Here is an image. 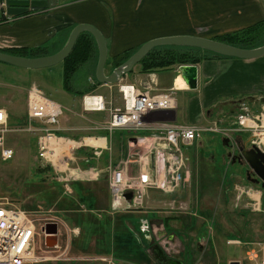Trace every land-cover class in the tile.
<instances>
[{"label": "rangeland", "instance_id": "obj_1", "mask_svg": "<svg viewBox=\"0 0 264 264\" xmlns=\"http://www.w3.org/2000/svg\"><path fill=\"white\" fill-rule=\"evenodd\" d=\"M64 1L63 4H68L70 21L83 19L99 25L114 23L119 26L117 35L120 40L115 48H112L109 38H106L108 43L106 73L113 69L115 58L118 59L127 52L136 51L142 43L151 38L167 36L162 34L166 33L164 28L172 27L171 24L178 23L181 28L189 26L194 28L192 23H197L198 26L195 28L198 29L171 33L170 35L194 34L215 39L223 35L241 34L245 30L251 31L252 27L264 23V18L260 19L256 16V19L258 18L255 19L256 21L251 20L239 30L221 31L217 23L233 16L210 14V9L207 10L206 6L201 4L203 0H194L196 7L189 5L190 0H166V7H163V0ZM173 11H175L174 14L178 13L177 21L170 20V16L173 14L164 15ZM213 20L214 22H212ZM89 21L84 22L90 23ZM189 23L191 24L189 25ZM74 24L77 23H72L71 29ZM90 24L93 25V23ZM260 37L256 41L264 38V25ZM165 45L175 47L176 50H184L177 45ZM167 46L161 45L153 49L156 51ZM55 50L52 49L49 52ZM193 51L203 53L205 50L195 49ZM206 52L208 53L207 50ZM96 55V52L92 55L94 59ZM88 64L89 62L83 63L71 74L72 90L68 91L62 86L61 62L46 68L30 69L31 76L28 77L21 74L22 71H25L22 68L0 61V107L7 109L8 120L13 122L10 125L19 129L18 127H23L26 124L27 108L24 111L23 105L31 85L35 84L46 96L62 106V119L72 116L69 124L81 125L77 122L80 113L88 116L91 121H104L109 116L108 111H83L81 103L85 94L102 92L107 100L112 101L113 105L120 106L123 102L120 86L131 82L137 84L134 73L140 74L138 78L146 74L141 71L139 62L133 66L124 80L119 79L116 83L108 84L113 86L112 92L107 86H102L98 92L76 94L77 91H85V89L88 90L99 85L95 78L90 81L91 74H89ZM177 67L178 65L175 64L154 72L158 76L170 77L169 81H172V69L177 70ZM182 93L187 95L188 92H177V96ZM259 96L264 97V95ZM68 108H72V113H69ZM256 110L259 109L256 108ZM177 114L179 122H184L189 116V113L183 109L179 110ZM219 115L218 110L215 116ZM37 123L36 120H31L32 125ZM85 125H89L85 127L87 130L91 126V122H87ZM78 130L77 128L67 129L65 134L70 136L68 138L83 134ZM242 135L246 136L247 134L242 133ZM222 138L223 136L219 133L203 131L200 140L184 149V153L188 157L187 174L184 173L186 178H183L175 191L165 192L156 188L155 190H146L143 203L139 206L113 210L110 203V207H106V210H101V207L98 206L96 207L98 211L94 210V212L85 209L75 196L76 201L72 199L66 200L64 203V196L74 194L67 193L68 190L64 187L65 182L58 179V172L51 165L49 166L53 170H42L48 164L38 157L36 135L24 130L7 132L4 135L5 144L13 149L14 154L9 160H2L0 156V196L7 197L14 205L23 208L31 217L36 218L35 222L38 228L48 219H55L52 222L58 223L59 235L56 244L59 246L54 247L55 244L48 248H54L53 255L62 254L61 258L34 264L109 263L113 260L111 257L110 259L105 255H100L102 251H106L104 250V233L88 232L85 225L82 224L90 217L99 222L109 215L116 219L119 214L133 215L131 221L133 229L130 227L131 236L139 248L135 252V254L138 252L137 255L128 256L131 258L132 264H157L150 251L152 243L163 244L170 254L176 255L184 264H226L228 258H248L245 251L249 249L253 250L256 256L248 258L250 262L247 259L244 260V263L264 264V194L260 193L264 190L260 189L257 184L247 181L240 166L237 163H231L226 153L233 149L232 144L229 142L228 146H224ZM241 141L245 143L244 139ZM146 148V145H136L130 147V151L124 149L123 152H127V157L125 156L126 159L123 158L118 165L122 167L123 163L128 161L127 158L132 157L130 156L132 153L143 152ZM64 153H66L65 149ZM134 156V159H138L137 155ZM57 158L62 159L63 155ZM74 165L75 162L72 165L69 164V166ZM77 165L83 166L82 160L77 162ZM123 170L122 174L125 177L132 176V174L126 173L124 166ZM163 174L157 172V167L151 171L152 179L160 178ZM59 182L62 184H58ZM107 187L110 192L109 186ZM127 193L131 192L126 190L125 194ZM257 199L260 203H255ZM138 210L147 211L140 214L137 212ZM192 218L196 222H192ZM76 225L81 227L77 235L72 232V228ZM85 232L91 235H87ZM168 235H172V239H167ZM83 236L86 240L83 239ZM227 237L237 243H226ZM38 243L37 250H43V245L40 246L41 241ZM112 243L114 245L113 241ZM197 243L200 244L201 249L197 248ZM67 246L68 251L63 254ZM112 250H114V246H112ZM139 251L145 253L142 260H140L141 253ZM114 253L117 257L125 259L120 255L121 251H114ZM127 262L129 263V261ZM113 263L119 264L120 261L115 259Z\"/></svg>", "mask_w": 264, "mask_h": 264}, {"label": "crops", "instance_id": "obj_2", "mask_svg": "<svg viewBox=\"0 0 264 264\" xmlns=\"http://www.w3.org/2000/svg\"><path fill=\"white\" fill-rule=\"evenodd\" d=\"M64 0H0V50L6 49H15V48H36V47H47L48 53L52 49L58 50L60 47L63 46L65 43L68 34L70 32V25L72 23H86L84 21L89 20H69V14L67 10L68 4H63ZM202 5L206 6V9H210V14L214 13V16H222L225 17L233 16L230 18H226L225 20H220L217 25L220 27L222 31H229V30H239L242 28L246 23L250 22L251 20H255L256 16L258 18H264V0H203L201 3ZM189 5H195L194 0L189 1ZM166 0H163V7H166ZM175 7V5H173ZM233 12H230V11ZM175 11L172 13H167L164 15H172L170 16V20L177 21L178 20V13L174 14ZM257 18V19H258ZM256 19V20H257ZM255 20V21H256ZM93 23L95 27H97L104 35L105 39L109 38V43L111 44L112 48L117 46V42L120 40L117 35V29L119 28L116 24H96L95 22L89 21ZM214 22V20L212 21ZM224 22V23H222ZM177 24V26H175ZM191 23H189L190 25ZM75 25V24H74ZM193 26L197 27V23H192ZM226 27H222V26ZM172 27L164 28L165 34L162 35H170L171 33H177L182 31H193L197 30L198 28L188 27V28H181L180 24L175 23L171 24ZM73 27V26H72ZM107 42V39H106ZM108 47V43H107ZM175 48V47H172ZM55 50V51H56ZM54 52V51H53ZM195 55H204L202 56L199 61L195 62L197 66V86L195 89H188L185 83V86H178L176 90V97L175 103L176 106L174 109L169 111H163L171 113V120L169 122H174L177 124H195L199 126H208L217 124H223L226 126L232 125L233 119L238 111L239 102H244L251 110H256V108L260 109L264 106V97L259 95H264V55L255 57V58H236V57H220L214 56L212 53H193ZM89 74L90 81L93 76H95V66L97 59H94V56L90 57L89 60ZM25 71H22L21 74L30 77L29 70L22 68ZM173 70V77L172 81H169L170 77H162L158 76L155 72H149L144 74V76L138 78L137 73H134V79L136 83H126V84H134L137 87L142 86V82L148 81L151 82L154 88L158 90H166L173 85L177 86L176 82L178 78H182L178 75V71L175 68ZM129 73L122 76L120 80H124ZM137 79H139L137 81ZM183 80V79H182ZM183 82H185L183 80ZM33 84V83H32ZM102 86H107L109 91H113V86L108 84H99L96 85L93 89V92H98ZM30 87V86H29ZM159 87V88H158ZM92 92V91H91ZM177 92H188L182 93V95L177 96ZM98 94L105 95L102 92ZM258 97V98H257ZM111 101V100H109ZM112 102V101H111ZM27 98L24 101V111L27 108ZM123 105V102L120 106ZM118 106V105H115ZM82 107V103H81ZM3 108V107H0ZM5 111H7L6 108ZM185 110L189 113V116L185 119L184 122H179L177 112L179 110ZM83 110V108H82ZM219 110V116L216 117ZM69 113H72V108H68ZM85 111V110H83ZM229 111V113H228ZM87 112V111H86ZM67 115V114H65ZM216 117V118H215ZM60 118V125L67 129H79L78 131L82 132L79 136H71L73 139H81L84 137L85 139L88 138L89 135L95 133V138H93L94 143H87L86 145H96L92 147L83 146L89 149V154L87 156H82L78 154L79 147L73 152V158L69 160V164L72 165L75 162V167L69 168L68 172L64 171L59 173V176L63 179H68V186L71 188V193L74 195H67L64 196L63 201L66 203V200H72L74 196L78 200L79 203L82 204L85 209L90 207V204L93 209H88L90 211H98L96 207H101V210H106V207H110L111 203V196L108 190V185L106 181V167L108 165H118L122 159H126L127 152H123L124 149L129 150L130 147L136 146V134L134 132L127 131L125 129H116L113 133L108 134L104 131L98 130L93 131L90 130L91 127L99 124L101 121H91L88 116H84L81 113L78 114L77 122L81 125H74L69 124L72 120V116L68 119ZM155 121V120H154ZM87 122H91V126L85 129V127L89 125H85ZM66 133V132H65ZM141 134L150 133V131H139ZM243 132L236 133V141L245 140L249 136L242 135ZM70 137V136H68ZM200 140L199 138L196 139ZM196 141H194L191 145H184L183 150L187 149L188 147L192 146ZM134 143V145H133ZM201 144V141H199ZM99 148L101 154L98 157H95L92 154V151L95 148ZM64 149L67 153V147H63L62 154H64ZM130 151V150H129ZM138 152V151H136ZM135 153H132L130 156L131 158H127V162L123 163L126 173L137 175L141 172L140 166L136 159H134ZM186 160H185V168L183 171V178L184 173L187 174V154L184 153ZM91 157L90 161L93 164L87 166L85 161L86 157ZM83 157V159H82ZM134 159V160H133ZM82 160L83 166L79 167L77 162ZM117 160V161H116ZM64 161V160H60ZM77 161V162H76ZM86 162V163H85ZM122 163V162H121ZM122 166V167H123ZM154 165L150 164L149 172L151 173L152 167ZM93 168V177L92 178H83L82 172H80V176L77 177L74 173L77 171V168ZM52 169V168H51ZM53 170V169H52ZM82 178V179H81ZM62 184V182L58 183ZM87 184V185H86ZM149 190H155L149 189ZM159 190V189H158ZM66 193V192H65ZM68 193V192H67ZM82 197H85V200H81ZM76 201V200H75ZM94 211V212H95ZM147 210H138L140 214H144ZM132 215V214H131ZM133 216V215H132ZM106 219H111L112 226L110 227L109 233H112L113 236L115 234L114 224H115V217L114 216H107ZM131 219V220H130ZM133 217H130L126 224L128 227L133 226L131 221ZM106 229H103L104 240L108 239V232L109 231V223L104 221ZM76 227V226H74ZM79 227V226H77ZM59 229V227H58ZM81 229H79L80 231ZM96 234V231L93 233ZM59 235V231H58ZM83 239L84 236H83ZM167 239H172V235H168ZM226 243L232 244L235 243L226 238ZM86 240V239H85ZM238 240V239H237ZM240 241V240H239ZM247 244V242H244ZM80 247V246H79ZM84 250V248H83ZM105 250V249H104ZM85 252V251H83ZM108 252V253H107ZM110 256H109V255ZM248 258H254L255 252L251 249L245 251V255ZM101 256L105 255L106 257H111L113 260L106 264H114L113 261L119 260V264H132V260L125 258H119L115 255L112 249L106 250L101 252ZM85 256V255H83ZM110 258V259H111ZM248 258L237 259L240 263H244V260H248ZM233 259V258H232ZM231 258L227 259V262L232 260ZM129 261V263L127 262ZM250 262V260H248ZM250 264V263H248Z\"/></svg>", "mask_w": 264, "mask_h": 264}, {"label": "built area", "instance_id": "obj_3", "mask_svg": "<svg viewBox=\"0 0 264 264\" xmlns=\"http://www.w3.org/2000/svg\"><path fill=\"white\" fill-rule=\"evenodd\" d=\"M176 90L175 85L166 90H158L148 81L142 82L141 88L134 84H124L120 86L122 106L113 105L111 101L100 94H85L83 96V110L108 111L109 113L108 119L91 127L90 130H101L111 134L116 129H125L136 134V145L147 146L145 151L137 153L136 161L141 164L139 174L125 177L122 174L124 172L122 168L112 165L106 167V179L111 193V208L113 210L141 205L146 190L152 188L165 192L175 191L183 180L186 160L183 146L191 145L200 138L203 131L219 133L223 137H227L233 144L236 143V133H249L251 135L250 143L264 149V141L261 139L264 136V106L254 111L246 103L239 102L238 111L232 125L229 126L217 123L199 126L156 120L152 123L140 122L139 113L146 110L160 112L174 109ZM62 115L63 109L58 102L46 96L35 84L31 85L27 93V122L23 127H18L19 129L12 127L8 123L5 109L0 108L1 159L9 160L13 157V149L5 144L4 135L17 130H24L36 135L37 151L40 158L47 157L52 164L57 165L54 159L63 147H67V153H64L63 157L73 158V152L76 149L88 145H86L84 137L73 139L68 138L67 135L58 134V132L67 130L60 125ZM31 120H36L38 123L32 125ZM145 130L150 133H147L148 135L139 133V131ZM94 134L89 135L88 138H95ZM92 154L98 157L101 152L96 147ZM89 159L86 157L85 161ZM150 164L154 165L151 166L152 169L157 167V172L164 173L162 177L152 179L149 172ZM67 169L69 168L67 167ZM89 169L93 168L89 167ZM120 174L123 175L122 179H119ZM58 179L64 182L68 181V179ZM64 185L67 192H70L71 188L66 183ZM126 190L132 193L130 198L125 197ZM257 200L255 203H260L259 199ZM54 220L48 219L47 222ZM35 221L36 218L31 217L26 210L14 205L7 197L0 196V261H6L7 264H34L53 258L49 255L45 233L41 230V227L47 222L38 228ZM72 232L77 235L79 227L72 228ZM39 241H41L40 246L44 247L40 251L37 250ZM60 257L61 254L55 256V258Z\"/></svg>", "mask_w": 264, "mask_h": 264}, {"label": "water", "instance_id": "obj_4", "mask_svg": "<svg viewBox=\"0 0 264 264\" xmlns=\"http://www.w3.org/2000/svg\"><path fill=\"white\" fill-rule=\"evenodd\" d=\"M89 32L95 40L97 47V63L95 67V78L99 83L112 84L126 73L130 72L135 64L143 58L152 48L165 44L177 46L197 47L211 51L223 56L236 58H255L264 55V44L253 47H238L220 40L208 38L194 34H176L151 38L142 43L136 51H134L125 61L114 67L110 72L106 73L105 63L108 55V47L103 33L90 23H77L70 30L68 37L63 46L54 53L41 56H22L0 51V61L25 69H41L60 63L71 52L73 45L82 32ZM177 71L185 81L188 89H195L197 86V66L196 64H179ZM224 146H228L229 139H222ZM232 150L237 149V154L233 155L230 150L226 153L227 157H231L232 162L237 161L247 166L259 179L262 180L261 186L264 188V150H260L256 145L246 140L242 145L239 143H231ZM257 179V181H259ZM127 198L132 193L125 194ZM41 230L45 233V240L48 246L56 243L57 223L47 222ZM200 248V247H199ZM153 258L159 264H184L182 260L168 257L156 243L152 246ZM229 264H239L238 260H231Z\"/></svg>", "mask_w": 264, "mask_h": 264}, {"label": "trees", "instance_id": "obj_5", "mask_svg": "<svg viewBox=\"0 0 264 264\" xmlns=\"http://www.w3.org/2000/svg\"><path fill=\"white\" fill-rule=\"evenodd\" d=\"M263 25H264V23L263 24L260 23V24H257L256 27H252L251 31L245 30V31L241 32V34L237 33V34L223 35L222 37H220V38L218 37L215 39L229 43V44H232V45H235V46H238V47H243V48L257 47V46L264 44V38L259 41V39L261 38L260 35H261L262 30H263ZM255 28H257V29L254 31ZM257 38H259L258 41H256ZM164 46H167V45H164ZM180 48H184V50H182V51L176 50L175 48L168 47V46L164 47L163 49H157L156 51H155V49L152 48L139 61L141 63V71L145 72V73H149V72L157 71L159 69H166V68L172 67L175 64H177V65L178 64H187V63L194 64L195 62H197L201 58H203L202 56H204V55L193 54V53H195V51H193V50H195V49L201 50V48L190 47V46L189 47L188 46H180ZM202 50H205V49H202ZM0 51H4V52L11 53V54H16V55H22V56H41V55L51 54V53H48L47 47H36V48H30V49L15 48V49H6V50H0ZM56 51H54V52H56ZM54 52H52V53H54ZM95 52L98 55L95 40L92 37V35L86 31L80 33L78 35L69 55L61 61L62 77H63L62 86L66 90H68V91L72 90L71 89L72 85H70L71 74L74 73V71H76L78 69V67H80V65H82L87 60H89L90 57H92V55ZM133 52H127L124 55H122L121 57H119L118 59L115 58L112 67L114 68V67L118 66L119 64H121ZM203 53H207L206 50ZM208 53H212L214 56L229 57V56H223L220 54H216V53H213L211 51H208ZM97 55H96V58H97ZM94 78H95V76H94ZM96 83L100 84V85L102 84V83H99L97 80H96ZM94 88L95 87L88 89V90L85 89V91H77L76 94L79 93V94L83 95L87 92L93 91ZM8 123L11 124L13 122L11 120H8ZM16 124H18V123H16ZM58 134L66 135L65 132H58ZM77 151H78V154L82 155V156H84V155L87 156L89 154V149L85 148V147H81ZM89 158H91V157H89ZM90 164H92L90 161H88L86 163L87 166H90ZM45 169L49 170V169H51V167L49 165H46V167H43L42 170H45ZM58 176H59V173H58ZM59 178H61V177L59 176ZM81 200L84 201L85 197H82ZM93 208L94 207H92L91 204H90V207H88V209H93ZM130 217H132L131 214H129V215L128 214H119L116 216L115 224H114V229H115L114 236L112 233H109V232H111L110 227L112 226V221H111V219H109V220L106 219V217L103 219V221L101 220L99 222L94 221L90 217V219L87 218L83 222L82 225H85L86 230L88 232L94 233L95 231H98V232L104 233L103 229H106L104 221L106 220L107 224L109 223V231H107L108 232L107 241L104 240V244H105L104 249L110 250V249H112V246H114V250H112V251H115V252L121 251L120 255L123 258H128V256L134 255L136 252V249L139 248V246L136 244L133 237L131 236V233H132L131 228L128 227L126 224V221ZM76 226H78V225H76ZM79 229H81L80 226H79ZM85 234H87V233L85 232ZM87 235H91V234H87ZM112 241L114 242V245H113ZM140 253H141L142 257L140 255H139V257H140V260H142L145 257V253H142V252H140ZM137 254H138V252L135 255H137ZM128 259H131V258H128Z\"/></svg>", "mask_w": 264, "mask_h": 264}, {"label": "bare ground", "instance_id": "obj_6", "mask_svg": "<svg viewBox=\"0 0 264 264\" xmlns=\"http://www.w3.org/2000/svg\"><path fill=\"white\" fill-rule=\"evenodd\" d=\"M176 84H177V86L176 87H178V86H185V82H183V80H182V78H178L177 79V82H176ZM87 102H88V100H87ZM83 108V107H82ZM139 115H140V122H149V123H152L154 120H156V121H169V120H171V113H169V112H165V113H163V111H160V112H154L153 110H146V111H144V112H141V113H139ZM139 117V116H138ZM193 125H195V124H193ZM246 134H248V136H249V142H250V139H251V135L249 134V133H246ZM261 139H262V141H264V136H262L261 137ZM86 140V142L87 143H94L95 144V142H93V140L92 139H90V138H86L85 139ZM248 140V139H247ZM258 147V146H257ZM259 148V147H258ZM260 149V148H259ZM260 150H264V149H260ZM63 154H62V150H59V155L57 156V157H59V156H62ZM39 157V156H38ZM55 158L54 160L57 162V165H54V164H52L51 163V161L46 157V158H40V159H42V160H45L46 162H47V164L48 165H51L53 168H54V170L56 171V172H58V173H61V172H64V171H69L68 169H67V167L68 168H73V167H75V166H73V167H70L69 166V160H71V159H66L65 157H63L62 159H58V158ZM60 160H64V161H60ZM66 163V164H65ZM139 164V166H140V163H138ZM113 167H120L119 165H112ZM120 168H122L123 169V167H120ZM80 172H82V177L83 178H92L93 177V174H92V172H93V169L92 170H90L89 168H77V171L74 173L77 177H79L80 176ZM94 173V172H93ZM132 176H135V175H132ZM123 178V175L122 174H120V176H119V179H122ZM82 179V178H81ZM118 179V180H119ZM67 185H68V182H65ZM64 187H65V185H64ZM70 187V186H69ZM57 223V222H56ZM58 231H59V229H58V223H57V233H56V243L58 242ZM55 243V244H56ZM38 246H39V243H38V245H37V248H38ZM54 246V245H53ZM59 245H55L54 247H58ZM54 248H48V251H49V255H51L53 258H51V259H49V260H52V259H59V258H55V256L56 255H53V250ZM45 250H47V249H45ZM67 251H68V246H67V248L64 250V252H63V254H66L67 253ZM58 256V255H57ZM61 256H62V254H61ZM61 258V257H60ZM46 261H48V260H46ZM6 261H0V263H5ZM43 262V261H42ZM37 263H39V262H37ZM5 264H7V263H5ZM9 264V263H8Z\"/></svg>", "mask_w": 264, "mask_h": 264}, {"label": "flooded vegetation", "instance_id": "obj_7", "mask_svg": "<svg viewBox=\"0 0 264 264\" xmlns=\"http://www.w3.org/2000/svg\"><path fill=\"white\" fill-rule=\"evenodd\" d=\"M224 138V137H223ZM222 138V139H223ZM248 140H249V137L247 138ZM247 139H245V140H247ZM229 142H230V140H229ZM231 143V142H230ZM237 143H239V144H243V143H241V139H240V141H237ZM233 151V155H236L238 152H237V149L234 147V150H232ZM230 158V161H231V163H234V162H232V159H231V157H229ZM235 163H237L238 164V166H240V168H241V171L244 173V177L245 178H247V181H250V182H252V183H254L255 185L257 184V186L258 187H260V189H263L264 190V188H262V186H261V182H262V180L261 179H259L251 170H249L248 168H247V166L246 165H244V164H240V162L238 163L237 161H235ZM257 179H259V181H257ZM264 191H261V194L263 193ZM191 221L193 222H196L195 221V219L194 218H192L191 219ZM165 224V223H164ZM235 243H237L236 241H234ZM155 243H152V246L154 245ZM158 244V243H157ZM159 246H160V248H162V250H163V252L168 256V257H170V258H174V259H179V260H181L180 258H178L176 255H172V254H170L167 250H166V248H165V246H163V244H158ZM197 245V248L198 249H201V246H200V244L199 243H197L196 244ZM152 246H151V249H150V251H151V255L153 256V252H152ZM200 247V248H199ZM232 260H237V259H232ZM231 261V260H230ZM229 261V262H230ZM229 262H227L226 264H229ZM184 263V262H183ZM157 264H159V263H157ZM239 264H240V262H239Z\"/></svg>", "mask_w": 264, "mask_h": 264}]
</instances>
